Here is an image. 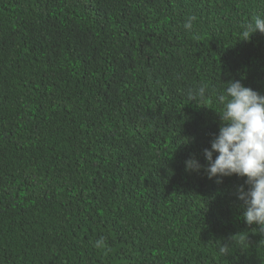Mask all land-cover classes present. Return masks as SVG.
I'll use <instances>...</instances> for the list:
<instances>
[{"label": "trees", "instance_id": "obj_1", "mask_svg": "<svg viewBox=\"0 0 264 264\" xmlns=\"http://www.w3.org/2000/svg\"><path fill=\"white\" fill-rule=\"evenodd\" d=\"M258 15L264 0H0V264H264L245 178L209 179L203 155L227 82L264 95V34L241 40Z\"/></svg>", "mask_w": 264, "mask_h": 264}, {"label": "clouds", "instance_id": "obj_2", "mask_svg": "<svg viewBox=\"0 0 264 264\" xmlns=\"http://www.w3.org/2000/svg\"><path fill=\"white\" fill-rule=\"evenodd\" d=\"M195 17H189L184 24L186 30L193 27ZM264 34V17L256 16L254 23H247L241 35L248 40L252 34ZM207 86L190 90L189 101L203 98ZM221 105L219 131L211 141L210 149H204L207 161L206 173L209 179L236 175L245 178L247 190L243 185L237 188V199L243 202V219L248 225H257L264 232V95L245 87L240 80L227 82L224 92L218 94ZM199 105V104H198ZM216 153L215 159L213 154ZM187 170L199 171L201 165L195 158L185 162ZM101 237L94 242L97 249L104 248ZM221 251H225L222 248Z\"/></svg>", "mask_w": 264, "mask_h": 264}]
</instances>
